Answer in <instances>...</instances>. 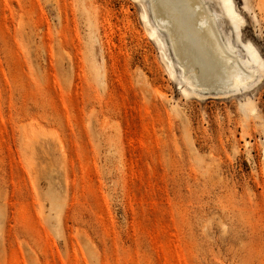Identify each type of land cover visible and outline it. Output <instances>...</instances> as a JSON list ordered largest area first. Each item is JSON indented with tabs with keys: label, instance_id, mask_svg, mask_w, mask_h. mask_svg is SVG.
Returning a JSON list of instances; mask_svg holds the SVG:
<instances>
[{
	"label": "rangeland",
	"instance_id": "1",
	"mask_svg": "<svg viewBox=\"0 0 264 264\" xmlns=\"http://www.w3.org/2000/svg\"><path fill=\"white\" fill-rule=\"evenodd\" d=\"M230 2L259 73L183 93L146 0H0V264H264V0Z\"/></svg>",
	"mask_w": 264,
	"mask_h": 264
},
{
	"label": "bare ground",
	"instance_id": "2",
	"mask_svg": "<svg viewBox=\"0 0 264 264\" xmlns=\"http://www.w3.org/2000/svg\"><path fill=\"white\" fill-rule=\"evenodd\" d=\"M146 1L154 24L150 35L170 52L169 74L180 80L183 93L188 89L227 93L255 79L259 56L240 39L230 0H217L218 9L206 0ZM143 16L150 21L147 13ZM222 24L237 34L233 29L223 33Z\"/></svg>",
	"mask_w": 264,
	"mask_h": 264
}]
</instances>
